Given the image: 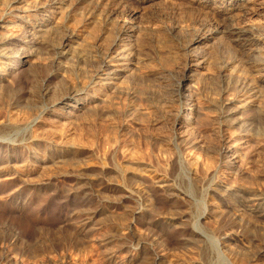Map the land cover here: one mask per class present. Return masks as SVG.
Masks as SVG:
<instances>
[{"label":"rangeland","instance_id":"obj_1","mask_svg":"<svg viewBox=\"0 0 264 264\" xmlns=\"http://www.w3.org/2000/svg\"><path fill=\"white\" fill-rule=\"evenodd\" d=\"M11 1L0 0V45L9 40L10 53L0 57V129L11 128L0 141H32L0 143V264H143L156 255L160 264H264V214L251 211L264 202L257 199L264 197V82L247 64L264 54V39L219 32L182 49L199 29L232 22L264 34V0H256L260 11L233 21L212 0L211 8L199 0H63L45 8L44 0H19L8 9ZM44 27L72 38L56 75ZM123 53L135 63L103 85L95 71ZM190 58L203 66L179 89L194 105L169 104L161 77H181ZM243 77L252 91L239 94ZM44 82L47 100L39 94ZM70 87L83 92L53 100ZM240 97L250 98L245 106ZM85 178L118 190L95 195L79 187Z\"/></svg>","mask_w":264,"mask_h":264},{"label":"bare ground","instance_id":"obj_2","mask_svg":"<svg viewBox=\"0 0 264 264\" xmlns=\"http://www.w3.org/2000/svg\"><path fill=\"white\" fill-rule=\"evenodd\" d=\"M21 1V0H20ZM60 1L62 2L63 0H44L43 2H44V4L42 5V7H46V6H48V5H51V4H57V3H60ZM79 1V0H78ZM151 1V0H150ZM213 2H212V4L213 5H215L216 6V8H214V9H216L215 11L216 12H220V13H222L223 14V19L225 18V19H232V21H233V19H236L238 16H240L241 14H243V13H245V12H247V11H256V12H258V11H260L261 10V6H260V3L261 2H258V1H256V0H234L235 2H232V3H229V4H225V0H212ZM16 2H19V0H12L10 3H9V5H8V9L11 7V6H13V4L14 3H16ZM210 2H211V0H210ZM198 3H200V5L201 6H203V7H206L208 4H209V0H199L198 1ZM224 3V4H223ZM120 4V3H119ZM124 4V3H123ZM112 5V4H111ZM116 5H117V3H116ZM210 5V4H209ZM208 5V7H210L211 8V6H213V5H210L209 6ZM259 5V6H258ZM261 5H263V1H262V4ZM107 6V5H106ZM110 6V5H109ZM14 7V6H13ZM16 7V6H15ZM44 7V8H45ZM48 8V7H47ZM46 8V9H47ZM110 8V7H109ZM218 8V9H217ZM12 9V8H11ZM15 9V8H14ZM201 9V8H200ZM206 10V9H205ZM37 11V10H36ZM43 11V10H42ZM253 12V13H254ZM41 14H38V16L37 17H40L39 15H44L43 14V12H40ZM249 13V12H248ZM217 14V13H216ZM247 14V13H246ZM45 16V15H44ZM237 16V17H236ZM5 17H6V15L4 14V15H2L1 16V18H0V22L1 21H4L5 20ZM234 17H236V18H234ZM18 18H21L22 19V21L23 22H25V23H30V21L28 20V19H26V16L25 17H18ZM36 19V18H35ZM39 19V18H38ZM37 19V20H38ZM238 19V18H237ZM37 20H36V22H37ZM46 21V20H45ZM225 21V20H224ZM35 22V20H33L31 23H34ZM35 22V23H36ZM231 23V22H230ZM237 23V22H236ZM40 25H45L44 23H42V24H40ZM238 25H240L239 23H238ZM238 25H235V24H233V22H232V25L230 24L228 27H226V26H222V27H208V28H206V29H199L196 33H194L193 35H192V37L187 41V43L183 46V48L182 49H187V48H189L191 45H193V44H198V43H202L203 41H207V40H209V39H211V38H213L214 36H215V34L216 33H228L227 35H229V34H232L233 36H235V40H243V41H245V42H249V41H252V40H257V41H261L262 39H264V34L262 33V34H259V33H261V32H257L258 34H256V33H254L253 31H251L250 29H248L247 27H245V26H243V25H241V26H238ZM244 25H246V24H244ZM0 27H1V24H0ZM50 27V26H49ZM59 27V26H58ZM60 27H63L62 25L60 26ZM38 28V27H37ZM40 28V27H39ZM39 28L38 29H36V31H39ZM48 28V27H47ZM47 28L46 27H44V28H42V29H40L41 30V32H45V30H47ZM127 28V27H126ZM130 28V27H129ZM53 29V28H52ZM60 29V28H59ZM58 29V32H56L55 34L52 32L51 33V35H52V37H51V35H49L50 33L49 32H45V33H48V36L49 37H51L49 40L50 41H47V39H46V41H45V44H47L46 46H47V48H50V50L54 53V65H56V67H54V68H56L54 71L52 70V71H50L51 73V75H56V74H58V72L60 73L61 72V70L62 71H64L65 69H63L62 68V66H64L65 65V63H64V65H63V59L65 58V56H66V52L63 50L64 49V46L65 45H67L69 42V40L70 39H72L71 38V35H69V34H66L62 29H64V27L62 28V29H60L59 30ZM55 31V30H54ZM57 31V30H56ZM120 31L121 32H124L125 31V27H123L122 29H120ZM119 31V32H120ZM67 32V31H66ZM126 33V32H125ZM35 34H37V33H35ZM54 34V35H53ZM119 34V33H118ZM117 34V35H118ZM122 34V33H121ZM39 35V34H38ZM42 35V34H41ZM44 35V34H43ZM57 35H59V40H57V41H55V36H57ZM120 35V34H119ZM232 36V37H233ZM30 37V36H29ZM32 37V36H31ZM34 37V36H33ZM37 38H38V36H36ZM40 37V36H39ZM58 37V36H57ZM57 37H56V39H57ZM16 38V37H15ZM229 38V37H228ZM12 39V38H11ZM30 39H32V38H30ZM34 39V38H33ZM36 39V38H35ZM119 39V38H118ZM41 40H42V38H41ZM40 40V42L42 43L43 42V40L41 41ZM9 41V40H8ZM8 41L7 42H4L5 44H7L8 43ZM30 41H32V40H30ZM37 41V40H36ZM3 42V41H2ZM34 42V41H33ZM39 41H38V43H40ZM55 42H56V44H55ZM263 42H264V40H263ZM11 43V42H10ZM27 43H28V41H27ZM237 43V42H236ZM242 43V42H241ZM2 45V43H1V45H0V57H2V56H5L7 53L8 54H10L9 53V51L7 50L8 49V47H6V45ZM29 44H30V42H29ZM45 44H44V46H45ZM112 44V46L111 47H115V45H117V42L114 40V42H112L111 43ZM240 44V43H239ZM246 44V43H245ZM252 44V43H251ZM250 44V45H251ZM255 44V43H254ZM9 45V44H8ZM99 45V44H98ZM123 48V47H122ZM253 48V47H252ZM251 48V49H252ZM258 50V49H257ZM263 50H264V48H263ZM50 52V51H49ZM130 52V51H129ZM260 53V52H259ZM131 54V53H130ZM256 54H258V53H256ZM98 55V54H97ZM128 55V56H127ZM132 55V54H131ZM193 55H195V56H197V53L196 54H190V56H193ZM253 55V54H252ZM255 55V54H254ZM7 56V55H6ZM99 56V55H98ZM103 55H101V57H102ZM117 56H119V58H117L116 60H118L119 59V61L121 60V62H119V63H116L115 62V64H111V62H109V60H107L106 58V56H104V57H106L105 59H103L104 61L102 62V65H100L99 66V68L95 71V74H94V77H97L98 79H99V81H102V83L104 82L103 80H105V82L103 83V85L105 84V85H110V84H112V82H115L114 80L115 79H118V78H120L121 77V74L124 72V71H128L129 69L127 68V66L129 67V65H132V64H134L135 62H133L132 60H130V58H129V54H126V53H123V54H121V55H117ZM103 57V58H104ZM116 57V56H115ZM248 57V56H247ZM67 58V57H66ZM111 59H114V58H111ZM126 59V61H123L122 62V60H125ZM191 59V58H190ZM189 59V61H187L186 63H184V66H183V68H181L183 71H184V74L181 76V77H175V78H173V77H170L169 75H166V76H163L162 75V84L164 83L165 84V86H167V87H165L166 88V92L165 93H167V99H166V101L170 104H174V103H176V105L178 104V106H181V105H183V104H189L190 105V103H191V105L193 106L194 105V103H193V101L195 100L194 99V96L192 95V94H190L189 92H182V91H180V89H179V85H180V83H181V81H183L185 78H187L188 76H187V72H193V71H196L197 69H199L200 67H202L203 66V61L201 60V61H195V60H197V59H195V58H193V59H191L190 60ZM28 60L29 59H24V58H22L21 59V64H23V63H27L28 62ZM115 60V61H116ZM112 61H114V60H112ZM15 62H18L17 60H13L9 65H5L4 67V69H6V67L7 68H12V67H14V63ZM65 62V61H64ZM247 64L249 65V68L252 70V73H256L257 74V76L259 77V79L260 80H262L263 82H264V54H261V55H255V56H253V58L252 57H249L248 58V60H247ZM65 67V66H64ZM130 69H131V67H130ZM125 73V72H124ZM221 73L225 76V74H224V70L223 71H221ZM61 75V74H60ZM101 75H103V76H101ZM225 78V77H224ZM94 79H96V78H94ZM112 79H114L113 81H111ZM229 80V79H228ZM97 80H94V84H97V83H95ZM226 81V80H225ZM159 82V81H158ZM252 82V81H251ZM251 82L248 80V78L247 77H243V78H241L240 80H239V90H238V92H239V94L241 93V94H243V92L245 91L246 93H247V91H252V86H251ZM101 83V84H102ZM161 84V85H162ZM237 84V83H236ZM99 86H100V82H99V84H98ZM114 85V84H113ZM96 86V85H95ZM112 86V85H111ZM105 87V86H104ZM110 87V86H109ZM162 87V86H161ZM71 88V87H70ZM73 88V87H72ZM67 89V90H65V93H63V95H61V97L60 96H56L53 100H59L60 98H62V97H70V98H74L75 96H79V94H81L82 92H83V89L81 90V89ZM75 88H77V87H75ZM99 88V87H98ZM66 89V88H65ZM253 89H254V87H253ZM85 90V89H84ZM256 90V89H255ZM163 91V90H162ZM32 92V91H31ZM64 92V91H63ZM259 92V91H258ZM245 93V94H246ZM40 96H41V98H42V100L44 99V100H47L49 97V95L51 94V89H49V87H48V85L47 84H45V82L42 84V86H41V89H40ZM38 94V95H39ZM62 94V93H61ZM252 94V93H251ZM52 95V94H51ZM162 95V94H161ZM236 97V96H235ZM40 98V99H41ZM51 98V97H50ZM241 98V97H240ZM246 98V97H245ZM253 98H255L254 96H253ZM34 99V98H33ZM162 99V98H161ZM235 99H238V97H236ZM249 100L250 98H246V99H242L241 98V100H239V103H240V101H242V104L244 105L245 104V102H247L246 100ZM251 102V101H250ZM82 104V103H81ZM196 104V103H195ZM241 104V103H240ZM240 104H238V105H240ZM172 106V105H171ZM242 106V105H241ZM245 106V105H244ZM195 107V106H194ZM194 107H192L191 108V110L194 108ZM237 107H239V106H237ZM80 109V108H79ZM264 109V108H263ZM56 111V110H55ZM57 114H61V113H58L57 112ZM9 126V125H8ZM7 126V127H8ZM4 128V127H3ZM11 129V128H10ZM9 128H5V129H0V133L1 132H3V134L5 135V134H7L8 132L7 131H9L10 130ZM226 131V130H225ZM7 132V133H6ZM229 132V131H228ZM30 135V134H29ZM230 135V134H229ZM232 136V135H231ZM233 138V137H232ZM227 140H226V142H228V141H230L229 140V137H227L226 138ZM234 139V138H233ZM235 140H238V139H235ZM32 140L30 139V137L29 136H26V135H23V136H18V137H15V139H13L12 141H10V142H4V141H0V143H2V144H6V145H8V146H16V145H20V144H24V145H26L27 143H30ZM235 142H237V141H235ZM235 146H236V144L235 143H233V144H231V146L227 149V154H229L228 156H233V155H235L236 153H235V150H237V149H235ZM235 153V154H234ZM234 157V156H233ZM63 158V157H62ZM26 159V158H25ZM57 160H59V158L58 159H56V161L55 162H57ZM62 160V159H61ZM54 162V163H55ZM60 162V161H59ZM22 178V177H21ZM80 180V179H79ZM27 181V180H26ZM93 180H89V179H83L82 180V184H80L79 185V187L80 188H85L86 190L88 189V190H90L93 194H95V195H102V193H104V191L105 190H110V191H116V190H118V188L117 187H109V185H107V184H103V183H94V181L92 182ZM94 183V184H93ZM79 184V183H78ZM164 184V183H163ZM164 186H166V187H169L170 189H173V190H177V191H179L181 194H183V195H185V192H184V190H182V189H180V188H177L176 186V188H172L173 186H174V183H173V186H170L169 184L168 185H166V183H165V185ZM77 187H78V185H77ZM81 190V189H80ZM125 190V189H124ZM212 190H214V191H216V190H218L217 188H213ZM76 192H77V190H76ZM227 192H229V191H227ZM239 192V191H238ZM170 193V192H169ZM168 193V194H169ZM230 193V192H229ZM228 193V194H229ZM175 194V192H172V193H170V196L171 195H174ZM177 194V193H176ZM176 194H175V196H176ZM234 194V193H233ZM261 194H259V195H257V199H263L264 197L263 196H260ZM238 196V195H237ZM243 196H245V195H243ZM240 197H241V195H240ZM246 197V196H245ZM244 197V198H245ZM253 197V196H252ZM251 197V198H252ZM227 198V197H226ZM250 198V197H249ZM231 199V198H230ZM242 199H243V197H242ZM241 199V200H242ZM245 199H248V198H245ZM253 199V198H252ZM228 200V199H227ZM234 200V199H233ZM238 200V199H237ZM240 200V199H239ZM244 200V199H243ZM254 200V199H253ZM244 201H247V200H244ZM243 202V201H242ZM256 203H257V201H255ZM234 203V202H233ZM236 203H237V201H236ZM254 202H252V204H253ZM263 203L264 202H262L261 203V201L259 202V203H257L256 204V206L254 207L253 205V209L251 210V211H254V212H258L257 214L259 215V214H264V212H262V210H263V208H262V206L261 205H263ZM249 204V203H248ZM250 204H251V202H250ZM237 205V204H236ZM235 205V206H236ZM247 205V204H246ZM259 205H260V207H259ZM231 206V205H230ZM233 206V205H232ZM241 205L238 203V205H237V212H239L238 210H240L241 209ZM248 208L250 209V207L248 206ZM249 209H248V211H249ZM93 210V209H92ZM235 210V209H234ZM242 210H243V208H242ZM245 210V209H244ZM94 211V210H93ZM96 211V210H95ZM250 211V212H251ZM174 212H175V210H174ZM179 212V211H178ZM208 213V212H207ZM207 213H205V209H204V212L202 211V214H200V216H206L207 215ZM90 214H93V213H90ZM173 214H175V213H173ZM238 214V213H237ZM252 214V213H251ZM90 216V215H89ZM254 216V215H253ZM92 216H90L89 218H87L88 220L91 218ZM85 220V219H84ZM87 220V222H85V224H83L84 226H89L88 225V223H89V221ZM91 220V219H90ZM258 221V220H257ZM84 222V221H83ZM82 222V223H83ZM261 222V221H260ZM263 222V221H262ZM81 224V223H80ZM254 224V223H253ZM262 225H264V224H262ZM85 227V228H86ZM196 227V226H195ZM197 229H200L199 227H196ZM261 228V227H260ZM88 229V228H87ZM84 230V229H83ZM194 233H196V234H200V235H202L201 233H200V231L199 230H195V229H193L192 230ZM111 236V235H110ZM107 237V238H105V240L107 241L108 240V242L110 241L111 242V237ZM9 256V255H8ZM4 257H6L5 255H4ZM149 261H150V259H149ZM148 261V259H144V262H143V264H149V263H151V264H160V261H161V259H160V257H158L157 255L156 256H154V258H152L151 259V261L149 262Z\"/></svg>","mask_w":264,"mask_h":264}]
</instances>
